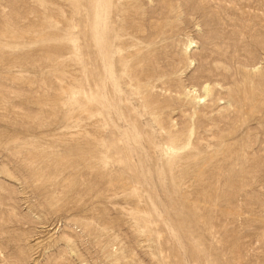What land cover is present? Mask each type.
Returning a JSON list of instances; mask_svg holds the SVG:
<instances>
[{"label": "rangeland", "instance_id": "374dc122", "mask_svg": "<svg viewBox=\"0 0 264 264\" xmlns=\"http://www.w3.org/2000/svg\"><path fill=\"white\" fill-rule=\"evenodd\" d=\"M117 1L119 119L97 105L109 87L83 13L0 0V264H264V0ZM201 72L215 95L194 106Z\"/></svg>", "mask_w": 264, "mask_h": 264}, {"label": "bare ground", "instance_id": "6f19581e", "mask_svg": "<svg viewBox=\"0 0 264 264\" xmlns=\"http://www.w3.org/2000/svg\"><path fill=\"white\" fill-rule=\"evenodd\" d=\"M126 1V0H125ZM69 2V1H68ZM71 2V13H73L75 11L76 8L79 9V11L81 13H83V17L84 19L86 20V24L89 31H87V33H84V37L88 38L93 47L96 49V54L95 56L97 57L98 59V65H99V73H100V77H101V86H102V90H105L107 87H109V92L107 94H105L103 97H101L99 99V102L97 105L100 106V110H108L109 112H111L116 118H123V115L125 114H120V112H118L119 110L117 109L116 107V100H117V93L120 91V89H122L121 85L123 84V77H124V68L121 64V59H120V46L117 45V42L120 40L122 41L123 39L126 40V35L125 33H123L120 29V27L116 26V17L119 15L121 16V18L124 17L125 13L127 12L126 10H123V4L120 3L119 1L117 0H70ZM77 12V11H76ZM75 13V12H74ZM75 16V15H74ZM77 16V15H76ZM79 17V16H78ZM83 19V20H84ZM78 21V20H77ZM76 21V22H77ZM70 22V21H68ZM78 23V22H77ZM70 25V24H69ZM72 39V38H71ZM257 41V40H256ZM56 42V41H55ZM90 43V42H89ZM257 43V42H256ZM1 44V43H0ZM3 44V43H2ZM195 43L193 42V40H188L187 41V45L185 47V54H189L191 55L190 53H192L191 56L194 57L193 55V52H194V49L196 48V46L194 45ZM91 45V44H90ZM88 45V48H90ZM11 46V45H10ZM151 46V45H150ZM195 46V47H194ZM13 47V46H12ZM1 48V47H0ZM87 48V47H86ZM147 49V48H146ZM145 50V49H144ZM143 50V52H144ZM154 52V51H153ZM164 52V51H162ZM232 53V52H231ZM188 55V56H189ZM230 55V54H229ZM163 56V55H162ZM165 56V54H164ZM96 57H93L96 59ZM82 58V57H81ZM188 58V57H187ZM192 58V57H191ZM189 58V59H191ZM161 59V58H159ZM188 59V60H189ZM194 59V58H193ZM216 60V59H215ZM232 60V59H231ZM139 61V60H138ZM159 61V60H158ZM92 62V61H91ZM147 62V61H146ZM193 62H195V60H190V64H192ZM197 62V61H196ZM215 62V61H213ZM158 63V62H157ZM160 63V62H159ZM198 63V62H197ZM256 63V62H255ZM254 63V64H255ZM189 64V65H190ZM220 64V63H218ZM222 64V63H221ZM140 65V64H139ZM142 65V64H141ZM158 66V64H156ZM225 65V64H224ZM230 65V64H229ZM120 66V67H118ZM149 66V65H148ZM220 66V65H218ZM250 66V65H249ZM185 67V66H184ZM189 67V66H188ZM191 67V66H190ZM243 67V66H242ZM159 68V67H158ZM161 68V67H160ZM234 68V67H233ZM239 68V67H238ZM252 68V67H251ZM253 68L254 70L253 71H256L259 69V66L256 65H253ZM118 69V70H117ZM181 69V68H180ZM129 70V69H128ZM132 70V69H131ZM218 70V68H217ZM225 70V69H223ZM155 71H156V68H155ZM182 71V69H181ZM187 71V70H186ZM245 71V69L243 70ZM242 71V72H243ZM249 71V70H248ZM251 71V70H250ZM138 72V71H137ZM171 72V71H170ZM178 72V71H177ZM209 72V71H208ZM131 73V72H130ZM184 73V72H183ZM221 73V72H220ZM246 73H253V72H246ZM255 73V72H254ZM253 73V74H254ZM164 75L165 76V72H158L155 77H148L149 80L148 82L152 81L155 79V78H159V77H156V76H161ZM177 74V73H176ZM180 74V73H179ZM244 74V73H243ZM170 75V74H169ZM221 75V74H220ZM251 75V74H250ZM132 76V75H131ZM130 76V77H131ZM154 76V75H153ZM181 76V75H180ZM204 76L205 74L203 72H201V74L199 73H195V75L192 78V81H194V85H192V87H189V89L187 88V90L185 91V96H184V99L187 101H190L191 103L193 102V105L194 104H198L199 105V102L203 101V100H207V98H212V96L210 97V95L212 94V92H214L213 90L216 88V87H212L210 86V84H208L209 82L207 81V83L204 81ZM255 76V75H254ZM138 77V76H137ZM228 77V76H227ZM251 77V76H250ZM249 77V78H250ZM253 78V77H252ZM257 78V77H256ZM144 79V78H143ZM228 79V78H227ZM142 80V79H141ZM173 80V79H172ZM190 80V79H189ZM206 80V79H205ZM213 80V79H212ZM222 80V79H221ZM224 80V79H223ZM137 81V80H135ZM139 81V79H138ZM146 81V80H145ZM144 81V82H145ZM157 81V80H156ZM155 81V82H156ZM160 81V80H159ZM218 81V80H217ZM141 82V81H140ZM173 82V81H172ZM171 82V83H172ZM215 82V80H214ZM213 82V83H214ZM236 82V81H235ZM250 82V81H249ZM129 84V82H127ZM136 83V82H135ZM134 83V84H135ZM234 83V82H233ZM254 83V82H253ZM126 84V83H125ZM137 84V83H136ZM156 84V83H155ZM158 84V83H157ZM152 85V84H151ZM184 85V84H183ZM220 85V84H219ZM137 86V85H136ZM126 87V85L124 86ZM123 87V88H124ZM129 87V86H127ZM146 87V86H145ZM144 88V91L140 92V86L139 87H135L134 90H130L129 93H130V96L135 98V101H137V103L141 106H145L148 108L147 111L149 113V115H153V116H156L157 113L156 112V109L158 107H152V105L147 101L146 99V88ZM148 87V86H147ZM167 87V86H166ZM221 87V86H220ZM219 87V88H220ZM163 88V87H162ZM180 88V87H179ZM233 88V86H232ZM127 89V88H125ZM129 89V88H128ZM161 89V88H160ZM183 89V88H182ZM108 90V89H106ZM139 90V91H138ZM156 90V89H155ZM159 90V89H158ZM217 90V89H216ZM215 90V91H216ZM220 90V89H219ZM216 91V92H219ZM224 90V88L222 89ZM125 91V90H124ZM164 91V90H163ZM170 91V90H169ZM106 92V91H104ZM139 92V94H138ZM157 92V90H156ZM168 92V91H167ZM173 92V91H172ZM176 92V91H175ZM183 92V91H182ZM230 92V91H229ZM123 93V92H121ZM127 93V92H126ZM160 93V92H159ZM178 93V92H177ZM184 93V92H183ZM215 93V92H214ZM222 93V92H221ZM102 94V93H101ZM101 94L99 96H101ZM149 94V93H148ZM154 95V93H152ZM173 94V93H172ZM220 94V93H219ZM150 97H151V93L149 94ZM167 95V94H166ZM171 95V94H170ZM213 95V94H212ZM215 95V94H214ZM213 95V96H214ZM218 95V94H217ZM88 96V95H87ZM85 96L84 98L86 99V101L88 100V97ZM164 96V95H163ZM168 96V95H167ZM165 96V97H167ZM180 96V95H179ZM183 95H181L180 97H182ZM228 96V95H227ZM160 97V95H159ZM169 97V96H168ZM175 97H178V96H175ZM174 99H177L175 98ZM179 97V98H180ZM218 97V96H215V98ZM220 97V96H219ZM129 98V97H128ZM127 98V99H128ZM178 98V99H179ZM224 98V96H223ZM97 99V97H96ZM158 99V98H157ZM168 99V98H167ZM228 99V98H227ZM173 101V99H171ZM184 100V101H185ZM205 100V101H206ZM94 101V100H93ZM92 101V102H93ZM159 101V99H158ZM210 101H213L210 99ZM209 101V102H210ZM97 102V101H96ZM159 102H163V101H159ZM179 102V100H177V103ZM189 102V103H190ZM220 102V101H219ZM124 103V102H123ZM164 103V102H163ZM173 103V102H172ZM171 103V104H172ZM175 103V102H174ZM202 103V102H201ZM205 103V102H204ZM234 103V102H233ZM131 104V103H130ZM134 104V103H133ZM166 104V103H165ZM183 104V103H182ZM181 106H185V105H182ZM209 104V103H208ZM158 105H161V104H158ZM163 105V104H162ZM188 105V104H187ZM190 105V104H189ZM203 105V104H201ZM215 105V104H214ZM230 105V104H229ZM138 107V105H136ZM170 106V104H169ZM174 106V105H173ZM195 106V105H194ZM207 106V105H206ZM175 107V106H174ZM190 107V106H188ZM187 107V108H188ZM192 107V106H191ZM199 107V106H198ZM201 107V106H200ZM183 108V107H182ZM186 109V106L184 107ZM194 108V107H192ZM203 108V107H202ZM206 108V107H205ZM132 109V108H130ZM138 109V108H136ZM162 109V108H161ZM176 109V108H175ZM195 109V108H194ZM99 110V109H98ZM188 110V109H187ZM197 110V107L196 109ZM121 111V110H120ZM125 111V110H124ZM131 111V110H130ZM191 111H194V110H191ZM203 111V110H202ZM99 112V111H98ZM123 112V111H122ZM121 112V113H122ZM180 112V111H179ZM187 112V111H185ZM201 112V111H200ZM209 112V111H208ZM106 113V112H105ZM138 113V112H137ZM205 113V112H204ZM108 114V113H107ZM127 114H129L127 112ZM139 114V113H138ZM156 114V115H155ZM194 114L192 113V116ZM196 115V114H195ZM138 116V115H137ZM146 116V115H145ZM152 116V117H153ZM164 116V115H163ZM192 116H185L182 115V123H184V127H187L189 123H191V120H192ZM107 117V116H106ZM161 117V116H160ZM194 117V116H193ZM108 118V117H107ZM140 118V117H139ZM148 118V117H147ZM156 118V117H155ZM99 119V118H98ZM133 119V118H132ZM135 119V118H134ZM154 119V118H153ZM152 119V120H153ZM138 117H137V123H138ZM164 120V119H163ZM180 120V119H179ZM96 121V120H95ZM134 121V120H133ZM166 121V119H165ZM175 121V120H174ZM102 122V121H101ZM126 122V121H125ZM164 122V121H163ZM140 123V122H139ZM138 123V124H139ZM158 123V122H157ZM171 124V122H169ZM97 124V123H96ZM136 124V122H135ZM142 124V122H141ZM176 124V123H175ZM129 125V124H128ZM162 125V124H161ZM164 125V124H163ZM172 125V124H171ZM191 125V124H190ZM106 126V125H105ZM119 126V125H118ZM156 126V125H155ZM158 126V125H157ZM168 126H170L168 124ZM140 127V126H139ZM180 127V126H179ZM142 128V127H141ZM140 128V129H141ZM170 128V127H169ZM106 129V128H105ZM174 129V128H173ZM108 130V129H107ZM176 130V128H175ZM181 130V129H180ZM178 130V131H180ZM147 131V130H146ZM163 131V130H162ZM166 131V130H165ZM182 131V130H181ZM174 132V131H173ZM173 132L169 131V134H170V137H171V140L174 141V142H178L180 141V145L181 147H188L189 146V138L185 139L186 140H180L178 139V135L177 133L174 134ZM177 132V131H176ZM160 135V134H159ZM142 136V134H141ZM102 137V136H101ZM124 137L126 139V142L127 144L132 148L130 149H133V146H136V144H139V136L138 134L136 133V131L130 127L127 129V131L124 132ZM181 137V136H180ZM120 138V137H119ZM142 138V137H141ZM162 138V137H161ZM199 138V137H198ZM124 139V140H125ZM191 139V138H190ZM194 139V138H193ZM119 140V139H118ZM170 140V141H171ZM160 141V140H159ZM104 142V141H103ZM117 142V141H116ZM157 142V141H156ZM161 142V141H160ZM143 143V142H142ZM145 143V142H144ZM159 143V142H158ZM120 144V143H119ZM121 145H124V144H121ZM179 145V144H178ZM177 145V146H178ZM192 145V144H191ZM139 146V145H138ZM151 146V145H150ZM174 145L172 144H168L166 146H164V148L162 149V156H163V159H164V167L167 168L168 170L172 168V165L174 163V154L172 152L173 150V147ZM217 146V145H216ZM123 147V146H122ZM157 147V146H156ZM128 148V149H129ZM137 148V147H136ZM197 148V147H196ZM159 149V148H158ZM161 149V148H160ZM177 149V148H176ZM179 149V147H178ZM181 149V148H180ZM183 149V148H182ZM135 150V149H134ZM133 150V151H134ZM138 150V149H137ZM198 150V149H197ZM218 150V149H217ZM123 151V150H122ZM127 151V150H126ZM131 151V150H130ZM183 151V150H182ZM185 151V150H184ZM128 152V151H127ZM132 152V151H131ZM119 153V152H118ZM126 154V152H124ZM135 153V152H134ZM129 154V153H128ZM132 153H130L131 155ZM123 156V155H122ZM132 156V155H131ZM184 156V155H183ZM127 157V156H126ZM125 157V158H126ZM198 157V156H197ZM194 158V157H192ZM179 160V159H178ZM127 161V160H126ZM178 162V161H177ZM180 162V161H179ZM127 163V162H125ZM187 164V163H186ZM126 165V164H124ZM128 165V164H127ZM181 165V164H180ZM162 168V167H161ZM137 169V168H136ZM175 169V168H174ZM148 172V171H147ZM150 173V172H149ZM179 174V173H178ZM181 225V224H179Z\"/></svg>", "mask_w": 264, "mask_h": 264}]
</instances>
